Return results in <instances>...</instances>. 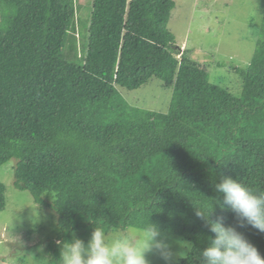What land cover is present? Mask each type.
<instances>
[{
	"label": "trees",
	"instance_id": "1",
	"mask_svg": "<svg viewBox=\"0 0 264 264\" xmlns=\"http://www.w3.org/2000/svg\"><path fill=\"white\" fill-rule=\"evenodd\" d=\"M74 1L0 0V167L14 159V187L55 213L49 264L56 241L148 218L190 243L177 264H199L213 234L196 209L222 200L214 185L230 176L264 191V22L231 93L172 50L173 0H92L88 25ZM152 79L172 90L165 113L119 91ZM217 216L236 223L230 209ZM238 230L264 256V234Z\"/></svg>",
	"mask_w": 264,
	"mask_h": 264
},
{
	"label": "rangeland",
	"instance_id": "2",
	"mask_svg": "<svg viewBox=\"0 0 264 264\" xmlns=\"http://www.w3.org/2000/svg\"><path fill=\"white\" fill-rule=\"evenodd\" d=\"M74 2L81 10L83 23L88 25L92 0ZM173 2L175 7L167 28L174 37V46L187 52L193 60L209 66L211 81L231 93H238L240 79L234 69H245L252 59L264 22V0ZM119 91L128 103L158 113L168 110L172 97V90L163 88L157 79L134 91ZM14 164L12 159L0 167V183L5 186V208L0 212V264H49L48 244L58 232L56 215L35 204L28 191L14 187ZM136 231L117 229L108 237ZM164 234L177 254V264L189 251L190 243L181 237ZM74 236L85 242L89 239L78 234ZM147 259L150 264H164L155 254H149Z\"/></svg>",
	"mask_w": 264,
	"mask_h": 264
},
{
	"label": "clouds",
	"instance_id": "3",
	"mask_svg": "<svg viewBox=\"0 0 264 264\" xmlns=\"http://www.w3.org/2000/svg\"><path fill=\"white\" fill-rule=\"evenodd\" d=\"M214 191L222 195V200L211 198L215 203L207 214L196 209L197 217L213 234L208 246L200 250L199 264H264V256L238 230L251 226L264 234V191L230 176L215 184ZM216 207L230 209L235 225L227 224L224 216L213 219ZM57 244L61 249L60 264H150L149 254L159 256L164 264H175L177 255L161 227L150 218L136 232L109 238L103 228L94 227L87 242L74 236Z\"/></svg>",
	"mask_w": 264,
	"mask_h": 264
},
{
	"label": "water",
	"instance_id": "4",
	"mask_svg": "<svg viewBox=\"0 0 264 264\" xmlns=\"http://www.w3.org/2000/svg\"><path fill=\"white\" fill-rule=\"evenodd\" d=\"M172 50L173 51H176L178 55H181V53L183 51L181 48H179L177 46H172Z\"/></svg>",
	"mask_w": 264,
	"mask_h": 264
}]
</instances>
